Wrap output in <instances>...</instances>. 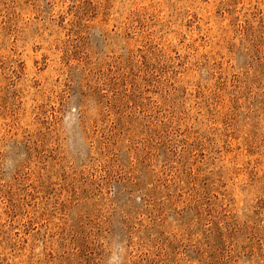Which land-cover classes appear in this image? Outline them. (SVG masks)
Here are the masks:
<instances>
[{
	"label": "rangeland",
	"instance_id": "374dc122",
	"mask_svg": "<svg viewBox=\"0 0 264 264\" xmlns=\"http://www.w3.org/2000/svg\"><path fill=\"white\" fill-rule=\"evenodd\" d=\"M0 264H264V0H0Z\"/></svg>",
	"mask_w": 264,
	"mask_h": 264
}]
</instances>
